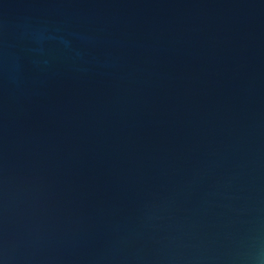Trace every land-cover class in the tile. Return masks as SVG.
Here are the masks:
<instances>
[{
	"label": "water",
	"instance_id": "water-1",
	"mask_svg": "<svg viewBox=\"0 0 264 264\" xmlns=\"http://www.w3.org/2000/svg\"><path fill=\"white\" fill-rule=\"evenodd\" d=\"M0 264H264V0H0Z\"/></svg>",
	"mask_w": 264,
	"mask_h": 264
}]
</instances>
